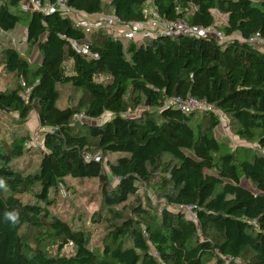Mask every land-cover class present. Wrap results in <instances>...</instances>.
I'll return each instance as SVG.
<instances>
[{
  "label": "trees",
  "instance_id": "1",
  "mask_svg": "<svg viewBox=\"0 0 264 264\" xmlns=\"http://www.w3.org/2000/svg\"><path fill=\"white\" fill-rule=\"evenodd\" d=\"M26 1L0 0V30L24 23L26 44L41 56L32 63L0 43V78L12 79L0 90V122L14 115L18 127L0 138V264H264V195L239 184L244 177L264 190V0H66L126 23L153 8L224 38L160 35L125 46L105 29L86 36L58 12L23 11ZM213 11L226 14L221 31ZM73 40H87L97 57L75 51ZM186 95L212 111L165 105ZM32 112L40 157L24 173L13 163L32 149L23 128ZM221 116L245 145L222 151L229 143L214 134ZM67 178L99 184L100 211L90 217L105 226L99 244L55 211ZM176 204L196 206V218ZM10 211L19 213L15 224L5 219Z\"/></svg>",
  "mask_w": 264,
  "mask_h": 264
},
{
  "label": "rangeland",
  "instance_id": "2",
  "mask_svg": "<svg viewBox=\"0 0 264 264\" xmlns=\"http://www.w3.org/2000/svg\"><path fill=\"white\" fill-rule=\"evenodd\" d=\"M108 1V0H105ZM193 7L190 6L189 10H192ZM214 14V27L221 31V28L225 24L226 14L220 12H213ZM123 45L125 46L127 41L126 39H121ZM137 44L143 43L144 40H136ZM0 43L4 45H11L14 47L20 55L26 58L29 62L39 63L41 61L40 53L37 47L28 46L25 41V24L21 23L16 26L12 31H2L0 30ZM259 44V43H258ZM259 49L264 50L263 47L257 46ZM103 77H100L102 79ZM11 77L9 75H2L0 78V90H3L6 86L11 83ZM65 90V91H64ZM61 92L66 94V89L61 87ZM68 93V92H67ZM64 99V98H62ZM138 109L134 110L131 114H137ZM129 113V115H131ZM111 113L106 112L100 118L103 121L106 118H109ZM200 116V114L198 115ZM15 118L14 115H11L7 119H3L0 122V138L4 140H9L14 134L13 131L18 128L15 126V122H11ZM23 128L29 131L32 141V149L27 156H24L16 161L13 165L17 169L23 170L24 173L33 172L36 169L37 162L39 160L40 154L38 153L37 143L41 140L42 130L39 129L38 123L36 122V115L32 112L29 116V119L24 123ZM16 132V131H15ZM215 136L220 139L227 141L229 146L222 148L223 152L230 151L236 145H245L243 141L239 140L236 136L232 134L228 120L222 116V121L214 129ZM240 151V160L244 158H249L242 150ZM124 155V153L117 154H106V158L109 160H114L116 157ZM25 169V170H24ZM113 178L111 177L110 180ZM114 181L112 180V183ZM239 184L246 189L252 191L253 193H258L264 195V190L257 189L249 179L242 177L239 181ZM99 184L96 180L92 179H83V180H74L67 178L65 187L60 188V191L56 194V213L60 214L67 220L72 221L76 224H83L84 227H87L90 232L92 243L99 244V241L103 237L105 232V226L100 224H92L90 222V217L94 212L100 211V194H99ZM70 247L62 249V252L65 254L70 253ZM204 264H214L212 258L205 257Z\"/></svg>",
  "mask_w": 264,
  "mask_h": 264
},
{
  "label": "built area",
  "instance_id": "3",
  "mask_svg": "<svg viewBox=\"0 0 264 264\" xmlns=\"http://www.w3.org/2000/svg\"><path fill=\"white\" fill-rule=\"evenodd\" d=\"M21 9L23 11H39L44 14L58 12L63 16L68 17L79 27L86 36L91 35L100 29H105L113 38L126 39V41L144 40L145 38H156L160 35H168L170 37L176 36H188V37H215L220 41H224V38L220 36L212 27H201L196 25L186 24L182 20H167L160 18L158 13L153 8H147L145 10L146 18L141 21L123 22L115 14H108L105 12L99 13H86L77 10L67 5L66 0H56L53 3H41L39 0H27L22 3ZM250 42L263 43L259 39H250ZM73 49L79 53L88 54L93 58L97 55L90 50L87 40L83 41H71ZM165 105L171 106L180 110L184 114H190L194 112L212 111V108L202 100L198 98L186 95V96H174L165 101ZM217 112V111H216ZM221 115L219 112H217ZM78 119H85L83 115L77 116ZM92 121V119L88 120ZM222 116L220 117V122ZM96 123H101L100 119L94 120ZM92 157L99 159V153H95L93 156L85 155L86 159ZM105 164V160H103ZM153 203L156 202V198L151 195ZM171 209L183 212L187 218L195 219L194 205H181L176 204L170 206ZM71 245V244H70ZM65 246L66 247H69Z\"/></svg>",
  "mask_w": 264,
  "mask_h": 264
},
{
  "label": "clouds",
  "instance_id": "4",
  "mask_svg": "<svg viewBox=\"0 0 264 264\" xmlns=\"http://www.w3.org/2000/svg\"><path fill=\"white\" fill-rule=\"evenodd\" d=\"M0 187H4L3 180H0ZM4 215H5V219L7 221H10L12 224L17 223L19 220V213L17 211L6 212Z\"/></svg>",
  "mask_w": 264,
  "mask_h": 264
},
{
  "label": "crops",
  "instance_id": "5",
  "mask_svg": "<svg viewBox=\"0 0 264 264\" xmlns=\"http://www.w3.org/2000/svg\"><path fill=\"white\" fill-rule=\"evenodd\" d=\"M213 12H215V11H213ZM214 15V14H213Z\"/></svg>",
  "mask_w": 264,
  "mask_h": 264
}]
</instances>
